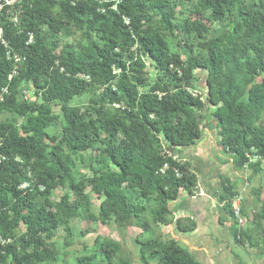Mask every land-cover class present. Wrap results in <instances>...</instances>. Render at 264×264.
Segmentation results:
<instances>
[{
    "label": "trees",
    "instance_id": "trees-1",
    "mask_svg": "<svg viewBox=\"0 0 264 264\" xmlns=\"http://www.w3.org/2000/svg\"><path fill=\"white\" fill-rule=\"evenodd\" d=\"M115 1L22 0L17 24L0 15V264L59 263L74 218L149 234L134 240L140 264H200L163 237L171 225L195 229L172 216L170 204L198 186L172 150L208 129L235 172L264 164V0ZM219 186L233 242L253 247L236 227L233 188ZM253 218L260 225L264 208ZM119 252L97 238L73 264H114Z\"/></svg>",
    "mask_w": 264,
    "mask_h": 264
},
{
    "label": "crops",
    "instance_id": "crops-1",
    "mask_svg": "<svg viewBox=\"0 0 264 264\" xmlns=\"http://www.w3.org/2000/svg\"><path fill=\"white\" fill-rule=\"evenodd\" d=\"M201 83L203 84V82ZM208 110L211 111L212 109L208 107ZM205 123L206 121L202 122V125H205ZM216 140L214 131L201 129L200 138L195 145L172 150V153L179 160L189 165L190 170L196 175L198 181V186L192 194L182 191L177 200L170 204L172 216L176 220L186 219L195 225L194 231L191 234L188 233L191 236L195 234L193 236L194 240L191 239V241L193 240L194 242L199 239L204 243L205 241L209 242L210 238H212L211 235H215L224 226L230 228L231 223L224 220L225 217L219 211L220 206L216 200V193L221 179L229 181L233 188V193L241 195L243 198L241 204L246 223L242 230L248 231L252 239L258 242L255 247L261 246V251L255 252L254 256L252 255V264L258 261L261 264L260 258L264 257V221L260 225L254 223L256 219L253 218V215L258 209L264 208V164H261L259 169H252L246 165L243 170L235 172L228 156L220 153V156H209V150L216 148ZM168 227H170L168 232H172L171 229L174 227ZM201 236H204L205 239L200 238ZM233 244L236 245L234 242ZM188 245L190 244L187 243L186 246ZM195 245L199 250L206 251L203 256L207 255L210 259H216L217 262H220V254L211 245H197V241ZM247 246H249L247 242L242 245L244 250H247ZM229 249L231 248L228 247L227 250ZM190 252L192 253L193 251ZM192 254L194 255V253ZM226 256V253L223 252L222 257ZM194 257L200 264H203L196 255Z\"/></svg>",
    "mask_w": 264,
    "mask_h": 264
},
{
    "label": "rangeland",
    "instance_id": "rangeland-1",
    "mask_svg": "<svg viewBox=\"0 0 264 264\" xmlns=\"http://www.w3.org/2000/svg\"><path fill=\"white\" fill-rule=\"evenodd\" d=\"M70 42H72V40H66L63 41V43H67L69 44ZM198 74V76L200 78H202L204 75L202 72H196V75ZM151 78H153V75L151 74ZM29 93H27L25 95L26 98H29ZM86 102V98H80V99H75L71 105L73 104H78V103H85ZM54 113L58 114L59 113V108L55 107L54 108ZM1 118L3 120H7L10 119V115L9 114H4L3 116H1ZM206 122L210 121L209 116L207 115L206 117ZM212 131V130H211ZM88 154V153H86ZM209 156H220L219 153L217 152L216 148H212L209 150ZM218 189L220 190V186L218 185ZM89 193V189H87V191ZM63 194L62 190H56L53 192L51 199L54 201H57ZM90 196V202L93 205V210L92 212L94 214L97 213L98 210V206L100 204V201L98 199H96V197H94L93 195L89 194ZM244 219V225L246 223V220L244 217H242ZM226 221H229V223H231L230 219L226 218ZM231 225V224H230ZM243 226H241L239 228L238 224H237V229H241L243 228ZM69 227L70 230L73 234L72 238L70 239L71 242V246L67 249H65L66 251H70L72 253H70L67 257H62L61 261L57 264H73L74 262V258L77 256L81 255V251L82 248L88 247L90 248L95 240H97V238L100 239H110L114 242H117L120 244V248H121V252H119V254H117V256L114 257V264H123L125 262H128L129 264H140V261L138 259V254H137V249L134 245V240L135 239H139L140 241H146L149 238V234H141L140 230L135 229V228H127L126 230H119L113 223H110L108 225H101L99 223H93V222H88L86 220L80 219V218H74L71 221H69ZM174 226L171 225V228H173ZM89 231V233L85 234L84 236H80V233L83 231ZM163 234H164V239H172L178 242V244L185 248V249H192L189 251H193L192 253H194V255L197 256V258L201 261V263L203 264H252L251 257L252 255L254 256L255 252H260L261 251V246L259 245V247H255L256 244L258 243L256 240L252 241L254 244V247H250L247 246V250H244L242 246H238V245H234L233 244V238H232V234L230 232V228L227 227H223L219 232H217L215 235H211L212 238H210L211 240H209V242L205 241L202 242V240L196 239L197 241V245H211V247H213L214 250H216L217 253L220 254V262H217L216 259H210L207 255L203 256L205 253L204 250H199V248L195 245V242H193L195 234L193 236H191L190 234H181L178 233L175 228L171 229L172 232H168V230H170V227H164L163 229ZM156 232H158L156 230ZM197 235V234H196ZM200 236V235H199ZM200 238L205 239V237L201 236ZM191 239H193L191 241ZM204 241V240H203ZM53 242L56 245V249L59 251H63L64 250V243H65V233L63 231L62 228H60L55 236V239L53 240ZM69 242V241H67ZM188 244V246H186ZM193 246V247H192ZM227 246V247H226ZM192 247V248H191ZM226 247V248H225ZM228 247H230L231 249L227 250ZM207 250V249H206ZM228 251V252H227ZM250 251V252H249ZM223 252L226 253V257H222ZM249 253V254H248ZM209 255V254H208ZM262 257V256H260ZM260 263L264 264V257L260 258ZM197 260V259H196ZM198 261V260H197ZM98 262V258L95 261L94 264H97ZM255 264H259V261L256 262Z\"/></svg>",
    "mask_w": 264,
    "mask_h": 264
},
{
    "label": "built area",
    "instance_id": "built-area-1",
    "mask_svg": "<svg viewBox=\"0 0 264 264\" xmlns=\"http://www.w3.org/2000/svg\"><path fill=\"white\" fill-rule=\"evenodd\" d=\"M22 2V0H0V15L5 14V16L9 19L10 22L17 24L19 20L20 11L18 10V5ZM121 0H116L114 2L113 8L115 10L116 5L120 3ZM2 30L0 29V41L1 44L5 45L4 40L2 39ZM32 42V38L30 37L28 40V44ZM9 55V52H7ZM14 62H19L20 58L16 55L13 56ZM16 72H13L15 74ZM256 158L252 159L250 162H254ZM166 165L163 167L161 172L166 169ZM27 184L21 186V189L27 188ZM42 190V188H40ZM243 198L241 195H235L231 201V210L234 218L237 220V224L239 227L244 225V219L241 215V202Z\"/></svg>",
    "mask_w": 264,
    "mask_h": 264
}]
</instances>
